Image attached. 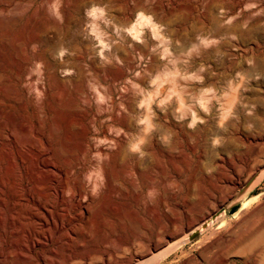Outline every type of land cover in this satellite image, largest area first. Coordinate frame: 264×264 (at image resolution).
Returning <instances> with one entry per match:
<instances>
[{
    "label": "rangeland",
    "instance_id": "1",
    "mask_svg": "<svg viewBox=\"0 0 264 264\" xmlns=\"http://www.w3.org/2000/svg\"><path fill=\"white\" fill-rule=\"evenodd\" d=\"M28 124L90 194L0 197L62 222L47 264H264V0H0V135Z\"/></svg>",
    "mask_w": 264,
    "mask_h": 264
},
{
    "label": "bare ground",
    "instance_id": "2",
    "mask_svg": "<svg viewBox=\"0 0 264 264\" xmlns=\"http://www.w3.org/2000/svg\"><path fill=\"white\" fill-rule=\"evenodd\" d=\"M21 39L23 41V38ZM79 122L80 123H77L75 127L76 129L79 130L81 143H82L80 144V153L83 155L82 157L84 158L85 154L88 151H90L91 148H93V144L91 142L92 138L90 137V133H91L90 128L94 127L96 119L93 118L91 122L86 123L87 121L83 122L82 119L80 118ZM18 129L22 134V136H24L23 140L20 138L22 141H19L20 139L19 140L17 139L18 142L15 141L16 140L15 137H14L15 140L13 139L12 136L13 130L9 127H6L3 130V133L0 135V197L6 195L9 198L13 199L14 203L16 204L19 203L22 199L26 201H30L34 206L38 207V209H41L45 213L44 210L45 204L48 202V198L51 196L53 197V199L57 204L66 205L67 203L69 204L70 202L74 201L78 205L79 210L85 212L86 211L85 207H83V204L79 203V201L77 200L81 198V196L88 197L90 195L89 193L86 192L84 188L85 179L81 178L78 179L77 181L71 179L78 167H81V169L83 170L84 166L79 162L80 159L78 160L76 159L75 161L76 163L66 165L65 167L54 166L53 164L45 160V156L48 154V148L50 144L48 143L49 140L48 137L50 136V134L49 133L45 134L44 133L45 131L44 132L41 131L39 127H35L29 124L27 126L20 125ZM31 138L35 139V141L37 142L36 144L42 147L43 149L41 148V150L43 151H41L40 153L39 151L38 153H35L36 151L34 152L35 143L33 144L30 141ZM6 141H8L11 145V147L8 150H6L5 148ZM99 171L102 172V169H100ZM93 186L97 187V184L96 186L95 185ZM65 193H67L68 196H66ZM70 205H67V207L68 206L70 207ZM31 209L28 208V209H24V211L21 210L22 211L21 213L15 215L14 214L11 215L12 214L11 213L7 217L0 216V230L2 231L5 230L7 233V238L3 240L0 239V260L4 258L5 259L10 258L12 259L11 262L14 261L13 262L14 264H39V263L47 264V261L48 260L50 261V259L46 261L45 259L39 257L35 249L37 246H39V243L41 242L40 240L43 239L42 233L44 232H42L41 230L44 228L51 227L52 228L51 230L57 232L60 229H62L61 228L62 222L59 220L58 223L56 222L54 223L50 219L51 217L50 218L47 216L44 217V215L43 217L37 216L34 213L35 211L32 213ZM212 214L210 215L209 218H207L205 221H202L199 225L201 226L202 225L207 226L208 224L210 225L212 222L211 221ZM49 220L51 221L50 223ZM199 225L196 227V230L198 231H200L202 228L199 227ZM49 233L50 232H48V234ZM106 243L107 242H105V244ZM171 248H172L171 245L165 246V248H162L161 250L157 251L155 253L157 254V259L163 257V255H165L169 250H171ZM154 256L156 255L151 254V257ZM146 260L149 261L150 259H146ZM146 260L143 261L142 264H146ZM49 263H54V262L51 260V262ZM131 263L132 262L130 261V264Z\"/></svg>",
    "mask_w": 264,
    "mask_h": 264
},
{
    "label": "water",
    "instance_id": "3",
    "mask_svg": "<svg viewBox=\"0 0 264 264\" xmlns=\"http://www.w3.org/2000/svg\"><path fill=\"white\" fill-rule=\"evenodd\" d=\"M223 211H224V208L221 207L218 211L212 214L211 219H214L216 216L219 215L220 212H223Z\"/></svg>",
    "mask_w": 264,
    "mask_h": 264
},
{
    "label": "trees",
    "instance_id": "4",
    "mask_svg": "<svg viewBox=\"0 0 264 264\" xmlns=\"http://www.w3.org/2000/svg\"><path fill=\"white\" fill-rule=\"evenodd\" d=\"M234 209V208H233ZM234 211V210H233Z\"/></svg>",
    "mask_w": 264,
    "mask_h": 264
}]
</instances>
